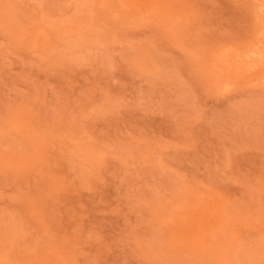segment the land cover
I'll return each mask as SVG.
<instances>
[{"label": "rangeland", "instance_id": "1", "mask_svg": "<svg viewBox=\"0 0 264 264\" xmlns=\"http://www.w3.org/2000/svg\"><path fill=\"white\" fill-rule=\"evenodd\" d=\"M259 49L264 0H0V264H264Z\"/></svg>", "mask_w": 264, "mask_h": 264}, {"label": "bare ground", "instance_id": "2", "mask_svg": "<svg viewBox=\"0 0 264 264\" xmlns=\"http://www.w3.org/2000/svg\"><path fill=\"white\" fill-rule=\"evenodd\" d=\"M262 7V6H261ZM261 48V47H260ZM250 50H252V49H250ZM257 50V49H256ZM259 50H262V52H263V50L264 49H259ZM248 53H249V51H247ZM252 52V51H251ZM250 54V53H249ZM254 54V53H253ZM256 54H258L259 56H260V60L259 61H257L256 60V62H260L261 63V61L264 59V55L262 56V54L261 53H259V52H256ZM251 55V54H250ZM255 55V54H254ZM249 56V55H248ZM259 56H258V59H259ZM246 57V56H245ZM252 57V56H251ZM251 57H249V58H251ZM256 57V56H255ZM255 61V60H254ZM264 61V60H263ZM252 65H254L253 64V61H252ZM256 65V64H255ZM259 65V64H258ZM260 66H261V64H260ZM264 66V65H263ZM262 68V67H261Z\"/></svg>", "mask_w": 264, "mask_h": 264}]
</instances>
